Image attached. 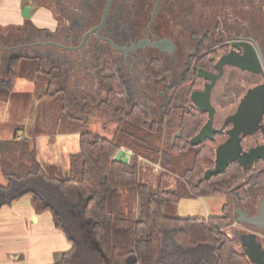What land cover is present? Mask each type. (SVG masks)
I'll use <instances>...</instances> for the list:
<instances>
[{
    "label": "trees",
    "instance_id": "trees-1",
    "mask_svg": "<svg viewBox=\"0 0 264 264\" xmlns=\"http://www.w3.org/2000/svg\"><path fill=\"white\" fill-rule=\"evenodd\" d=\"M42 5L53 10L47 3ZM11 28L22 32L25 26ZM22 59L11 56L3 74L0 56V102L21 97L13 93ZM27 59L28 79L34 83L36 75L48 77V88L39 91L37 98L49 95L52 102H63L61 115L74 122L66 130L80 133L79 151L69 155V174L64 175L60 165L43 164L38 159L35 138L45 133L37 131L31 136L25 133V126H17L12 138L0 139V167L6 179V184H0V210L32 195L37 213L50 211L55 226L74 244L55 264H78L75 253L78 241L86 236L85 227L100 255L110 263L252 264L230 233V203L216 216L173 217L165 212L168 205L182 199L222 193L243 198L248 195V184L264 182V172L255 176L238 161L224 172L204 177L205 171L215 166L217 146L226 140V135L220 134L215 140L191 143L206 122L204 112L193 114L175 103L161 121L149 122L141 107H124L113 80L114 87L99 104L101 116L116 125L114 136L108 138L67 112L62 90H53L59 77L57 68L46 72L36 62L39 57ZM27 94L28 99L34 96ZM121 147L134 153L131 163L111 159ZM184 155L190 163L178 172ZM140 156L146 161H140ZM149 161L162 166L155 180L148 173L153 168Z\"/></svg>",
    "mask_w": 264,
    "mask_h": 264
},
{
    "label": "flooded vegetation",
    "instance_id": "flooded-vegetation-1",
    "mask_svg": "<svg viewBox=\"0 0 264 264\" xmlns=\"http://www.w3.org/2000/svg\"><path fill=\"white\" fill-rule=\"evenodd\" d=\"M40 1L52 6L57 30L29 26L8 39L12 45L2 48L23 51L42 42L38 45L50 46L48 51L57 61L82 62L91 75L99 68L103 90L99 104L115 80L124 107L127 102L128 110L139 106L145 117L152 110L161 121L176 103L193 114L204 112L206 124L212 111L214 132L205 141L220 134L227 139L230 130L243 128L242 162L255 176L264 172V149L258 157L252 155L264 146V22L251 20L242 10L236 12L233 0ZM226 6L232 11L223 15L220 10ZM242 18L246 22L241 24ZM34 37L41 41H30ZM195 91L200 94L194 101ZM207 107L209 111L202 110ZM247 189L244 198L230 193V233H255L264 248V226L250 221L264 207V182L248 184Z\"/></svg>",
    "mask_w": 264,
    "mask_h": 264
},
{
    "label": "rangeland",
    "instance_id": "rangeland-1",
    "mask_svg": "<svg viewBox=\"0 0 264 264\" xmlns=\"http://www.w3.org/2000/svg\"><path fill=\"white\" fill-rule=\"evenodd\" d=\"M48 1L52 2V0ZM233 1L234 5H236V12L242 10L251 20L256 19L264 22V0ZM231 5H233L232 2ZM26 7L29 6H25V8ZM231 7L233 8V6ZM220 11L223 15H226L228 11L232 10L231 8L228 9L226 6ZM26 18L29 20L30 16ZM243 22H246V19L242 18L241 24ZM28 27L29 25L26 28ZM20 32L14 28H0V56L3 63V74L6 72L8 59L11 56L17 55L22 56L23 58L22 66L20 68V76L16 82L13 93V96L20 94L21 97H18V99L16 97L11 98V101H6L5 103L0 102V138H12L17 126H25V133L31 136H34L37 131L45 133L37 136L35 135L38 159L43 164L56 163L60 165L64 175H67L69 174V155L79 151L80 133L74 131L69 132L66 130L71 129L74 122L72 119L66 121L65 118H63L64 116L61 115V111L64 110V104L60 99L52 102L51 96L47 95L39 100V91L42 93L44 92V88H48V77L44 75H36V82L34 83L28 79L29 59H27V57L36 58L35 56L39 53H50L51 51H48L50 46H39L38 43H34L32 44L33 47H23V51H11L10 49L1 48L2 46H7V43H10L8 39L18 36ZM261 36L264 37L263 32L261 33ZM35 40L41 41V39H36V37L30 41ZM187 42H189V39L186 43ZM10 45H12V42ZM54 55L53 52L50 53V55L46 54V56L40 57L41 60H37L36 62H39V64L41 63V68L46 72H50L54 68L58 69L59 77L54 84L53 90H62L61 96H64L67 105V112L85 120L88 129L99 133L100 135L112 138L115 134L116 125L114 123H109L108 121L106 122V119L101 116L99 110V102L103 98L102 84L100 83L98 73L99 68L93 71L94 75H91V73H86V68L83 67L84 63L81 62L75 64L77 62H69L66 59L57 61V58ZM63 58L66 57L64 56ZM30 92H32V95L34 94V96L33 98L31 97L28 99L24 94ZM158 94L157 91L154 93L156 97ZM127 98V95L124 94L123 100L127 102ZM125 106L129 109L130 104L127 102L125 103ZM61 116L63 119H61ZM146 118L151 122L159 121L161 117L160 115L153 113L152 110H147ZM142 161H146V158H143ZM150 163L153 168L152 171H149L148 173L151 178L155 180L156 174H158L157 172L161 170L162 166L160 162ZM189 163L190 158L184 155L179 165L178 172L182 171L185 166L187 167ZM171 181H175L174 176L171 178ZM0 184H6V179L1 173ZM230 202L232 203V198L228 193L202 198L182 199V201L168 205L165 208V212L173 217L216 216L222 215L225 204ZM87 228L88 227H85L86 236L78 241V250L75 253V260H77V263L115 264L103 259L99 253L96 242L91 236H89ZM241 250L243 251L244 249L241 247Z\"/></svg>",
    "mask_w": 264,
    "mask_h": 264
},
{
    "label": "crops",
    "instance_id": "crops-1",
    "mask_svg": "<svg viewBox=\"0 0 264 264\" xmlns=\"http://www.w3.org/2000/svg\"><path fill=\"white\" fill-rule=\"evenodd\" d=\"M25 6L30 7L29 20L23 15ZM28 25L54 32L58 21L40 0H0V28ZM32 200V195H26L1 208L0 264H55L74 247L55 226L52 213H37Z\"/></svg>",
    "mask_w": 264,
    "mask_h": 264
},
{
    "label": "water",
    "instance_id": "water-1",
    "mask_svg": "<svg viewBox=\"0 0 264 264\" xmlns=\"http://www.w3.org/2000/svg\"><path fill=\"white\" fill-rule=\"evenodd\" d=\"M110 0V4H111ZM110 4L107 8V14L108 15V10L110 7ZM23 15L25 17L30 16V8L26 7ZM40 44H44L42 42H38ZM200 94V91H195L193 93V100L196 98V96ZM206 99L209 102V93L206 94ZM195 101V100H194ZM204 111H209L208 107L207 108H202ZM212 121H213V113L212 111L210 112V120L202 127L200 132L192 139L191 143L194 145H198L202 142L205 141L207 134L211 133L213 134L214 130L212 131ZM243 128L235 127L234 130H230L228 132V138L219 144L216 148V159H215V166L213 168H209L205 171V178H210L213 175H217L221 172H224L228 166L231 165L232 162L238 161L242 164L244 169H247V165H245L242 161L243 155L239 153L241 150V145H240V134L242 132ZM212 138V137H211ZM264 149V146H260L253 150L252 155L254 158L258 157L259 152ZM134 153L127 149L126 147H121L119 150H117L113 156L112 160L113 161H122L124 163H131L133 159ZM252 156V157H253ZM253 158V159H254ZM252 161V160H251ZM253 163V161H252ZM250 163V164H252ZM235 220H238L237 218ZM250 221L259 224L261 226H264V207L261 210V213L259 215H256L255 217H252ZM232 235L236 237L240 244L241 247L244 249L242 252L248 256L249 260L254 263V264H264V248L260 247L261 245L259 244V241L257 239V235L255 233H239L238 231H233ZM248 240V241H247ZM247 241V243H246Z\"/></svg>",
    "mask_w": 264,
    "mask_h": 264
},
{
    "label": "built area",
    "instance_id": "built-area-1",
    "mask_svg": "<svg viewBox=\"0 0 264 264\" xmlns=\"http://www.w3.org/2000/svg\"><path fill=\"white\" fill-rule=\"evenodd\" d=\"M129 150H130V149H129ZM130 151H132V150H130ZM139 160L142 161V160H143V157L140 156V157H139Z\"/></svg>",
    "mask_w": 264,
    "mask_h": 264
}]
</instances>
